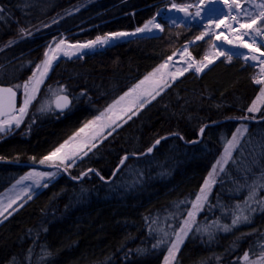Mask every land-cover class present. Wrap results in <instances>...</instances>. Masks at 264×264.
Masks as SVG:
<instances>
[{
    "label": "trees",
    "instance_id": "1",
    "mask_svg": "<svg viewBox=\"0 0 264 264\" xmlns=\"http://www.w3.org/2000/svg\"><path fill=\"white\" fill-rule=\"evenodd\" d=\"M164 1L0 0V84L25 81L46 45L60 35L84 41L134 30L153 18ZM159 22L158 34L116 40L54 63L21 125L8 137L0 134V193L28 168L8 163L10 159L38 161L185 43L193 60L207 55L211 36L196 40L204 33L198 24ZM252 73L253 67L240 59L220 58L199 76L189 71L172 82L68 173L77 177L93 167L108 178L125 153H141L168 133L192 140L204 123L222 122L207 126L196 144L177 135L162 140L151 155L131 157L128 162L135 164L123 184L115 181L125 167L108 182L93 172L75 181L61 171L0 223V264H161L169 245H153L164 233L171 241L173 224L183 215L174 218V212L195 198L241 122L248 124L241 149L227 163L198 218L211 231L190 234L173 264H251V257L264 249V211L260 203L249 209L244 201L248 184L264 183V119L232 118L250 115L247 108L260 90ZM61 85L71 99L63 113L52 104ZM45 106L49 110L42 111ZM263 115L264 105L252 118ZM236 215L248 216L249 222L233 226Z\"/></svg>",
    "mask_w": 264,
    "mask_h": 264
},
{
    "label": "snow or ice",
    "instance_id": "2",
    "mask_svg": "<svg viewBox=\"0 0 264 264\" xmlns=\"http://www.w3.org/2000/svg\"><path fill=\"white\" fill-rule=\"evenodd\" d=\"M213 2H218V0H208L209 4ZM203 4L204 0H201V5ZM224 4L228 8L225 20H230L233 23H227L224 21L217 22L215 24L216 28H220L221 24H223V27L229 31L228 35H224L223 33L216 34V39L225 40L228 44H235L239 47L250 48L253 54L245 55L244 59L246 61H258L259 78H254V83L257 85H264V59H260V57H264V51H261V49L264 48V42H260L259 47H254V45L258 42L257 36L264 35V2L257 4L255 0H252L254 10H259L258 15H256L254 11H250L248 7L242 6L241 0H224ZM172 7L178 11L185 12V14L188 15V9L192 6L173 4ZM241 13L244 17L243 20L241 19ZM195 14L197 16L200 15V6H197ZM234 24L237 25L238 28L234 27ZM152 27L160 29L159 24H154L153 20H149L144 27L137 28L135 33H109L103 37L97 36L95 40L84 44L67 45L66 47L65 41L60 40L59 43L56 44L55 48L49 46V49L44 53V59L41 63L36 65L35 70L32 72V75L27 81H25L22 85L0 87V133L10 131L13 125L15 127L20 126L29 106L37 98L40 86L44 83V80L53 67L54 62L59 59L61 53L64 56L71 57L79 53L82 49H91L96 45L108 44L110 41L117 38L151 31ZM254 33L255 35H253ZM207 35H209V33L206 31L200 36H197L196 40H201ZM246 37L251 38V43L245 39ZM213 47H216V45H213ZM257 52L260 53L259 57L255 55ZM180 54L182 57L187 54V48H185ZM217 55H224V53L220 52L217 53ZM189 58L191 62L188 63L186 68L177 69L176 72H171L166 71L169 67L168 61L172 60V56H169L167 61L160 64L152 72L146 75L144 79L140 80L133 88L129 89L118 99L113 101L112 104L108 105L103 112L100 113V115L95 117V119L88 121L83 127L78 129L73 136L69 137L68 140L60 144L59 147H57L48 156H45L42 160H40V163L44 164L45 161H58V164L54 166L64 165L66 171L76 163L77 159H82L87 156L89 152L97 148L98 143H100L103 139H107V136H111L117 128L122 127V123H127V120H131L133 116H136L140 112L141 109L151 103L152 100H155L156 97L159 96L166 88L170 87L169 78L172 81H175L178 76L184 75V73L193 68V66H195V71L200 73L204 70V68L212 64L214 59V57L209 58L208 56H205L204 60L206 63H197L192 60L191 57ZM228 59L231 60V56H229ZM21 87L24 91V99L23 103L17 108L16 89ZM64 91L65 89L63 85H61L59 93H64ZM54 103L57 109L63 111L64 109L69 108L71 101L67 95L55 94ZM261 105H264V87L260 88L258 95L255 99H253L252 103L247 108V112L256 113L261 111ZM41 110L46 111L49 109L45 106ZM239 119L246 120L249 119V117L244 116ZM204 130V127H202L200 129V133L203 134ZM247 131L248 129L246 126L238 127L232 133L231 139H227L224 144L222 156L212 165V168L209 171L207 178H205L203 185L200 187L199 192L196 193L195 198L190 201L191 208L187 212V217L182 221L179 229L174 231L173 235L175 239L169 241L166 239L168 233H164L165 238H161L156 245H153V247L156 248L160 245L170 244L167 248V255L164 257L165 264H173V262L176 261L177 253L179 252L181 245L184 243L189 233L193 230V226L196 224L197 215L203 210L204 205L208 202L212 187L217 182V168L219 167L220 171L224 170V165L232 159L234 150L239 147L241 138ZM161 139H165V137L157 139L154 145L147 149V152L151 153L153 148L161 142ZM181 139H183V137H181ZM127 159V156L121 158L120 165H123ZM120 165L117 166V169H119ZM89 171L94 170L89 169ZM53 175V173H29L28 175L21 177V179L17 181V184L21 183L23 180L32 179L33 177H51ZM81 175H86V173H82ZM97 175H99V173H97ZM113 175H115V172ZM100 178L104 179L102 176ZM262 179H264V176H262ZM34 183L39 184L40 181L36 179L34 180ZM44 186L47 187V184ZM260 186L264 187V184H261ZM256 196L257 189L255 187H251L248 196L245 198V205H247L249 201H255ZM29 199H31V197H29ZM15 202V200H12L6 207L0 209V216H4V212L7 211L8 208H11ZM185 202L187 201H182L181 203ZM260 203L261 210L264 211V200H261ZM239 207L240 206L237 205V208ZM252 211H255V209H252ZM11 214V212H8V215ZM4 218L6 219L7 217ZM241 222H249V217L246 215H236L232 220V225L236 226ZM196 230L200 231L201 229L197 228ZM224 230H229L227 225L224 226ZM248 255V253H245V261L248 260ZM251 264H264V254H262L257 261L251 262Z\"/></svg>",
    "mask_w": 264,
    "mask_h": 264
},
{
    "label": "rangeland",
    "instance_id": "3",
    "mask_svg": "<svg viewBox=\"0 0 264 264\" xmlns=\"http://www.w3.org/2000/svg\"><path fill=\"white\" fill-rule=\"evenodd\" d=\"M260 1L261 0H255V2L257 3V4H259L260 3ZM241 3H242V6H244V7H248L249 8V10L250 11H254V13L256 14V15H258V10H254V8H253V5H252V0H241ZM173 4H179V5H191L192 7H190L189 9L191 10V11H194V10H197V6H200V12H201V15H199V16H193L192 18H188V19H186V20H183L182 21V23H180V24H189V23H195V24H198L201 28H203L204 27V25L207 27V29H208V32L211 34L210 36H211V43H210V46H209V50H208V53H207V55L206 56H208L209 58H213L214 57V59H213V62L214 61H216V60H218V59H220V58H224V59H226V60H229L228 59V57L229 56H231V59L232 58H237V59H240L241 61H243V62H245V63H247V64H250V65H254V64H251V62L250 61H245V59L243 58V57H241V56H238V55H235V52L234 51H232V45H235V44H228L225 40H217L216 39V30H221V31H223V33H224V35H228L227 34V31L226 30H224L225 28L223 27V24H221V27L220 28H216L215 27V24L214 23H217V22H220V21H224V22H228V23H232V21H230V20H225V16H226V14H227V12H228V8L227 7H225V8H222V10H227L226 12H222V13H210V14H208V15H206L204 12H202L203 11V9H206L207 8V6H212L213 5V3H211V4H209L208 3V0H204V4L203 5H201V0H166V1H164V2H162L161 4H160V6H159V8L157 9V12L155 13V15L153 16V20L154 21H159V18H162V16L166 13V10L168 9V7H170V6H172ZM213 7H214V5H213ZM79 8V7H78ZM76 10V9H75ZM205 14V15H204ZM233 14H235V13H233ZM210 15V16H209ZM241 19L243 20L244 19V17H243V14L241 13ZM166 20V19H165ZM47 25H49V23H47L46 25H42V27L40 26V27H38L37 29H35V30H33V31H30V32H28V33H26L24 36H31V35H33L35 32H37L38 30H41L42 28H44V27H46ZM224 28V29H223ZM203 30V29H202ZM203 32H205L204 30H203ZM226 33V34H225ZM107 34H109V33H107ZM107 34H105V35H107ZM144 34H148V33H139V34H136V35H144ZM149 34H151V33H149ZM105 35H102L101 37H103V36H105ZM67 36V35H66ZM66 36H64V35H60L59 37H57L56 39H54V40H51L47 45H46V48H45V50H44V53H45V51L46 50H48L49 49V46H51L52 48H55V46H56V44L57 43H59V41L60 40H64L65 41V44H68V43H78V42H89V41H92V40H95V39H92V40H84V41H72L70 38H68V37H66ZM133 36V35H132ZM246 40H247V38H245ZM117 39H114V40H112V41H110L108 44H105V45H109V44H111V43H113L114 41H116ZM247 41H249V40H247ZM213 45H216V47H213ZM101 46H104V45H96L95 47H93V48H91V49H85L84 51H82V52H80L79 53V55L78 56H80V55H82L83 53H85V52H89V51H92V50H94V49H96V48H98V47H101ZM185 49V47H181V48H179L177 51H175L174 53H175V55H174V53L171 55L172 56V60L171 61H168V64H169V67H168V69H166V71H171V72H176L177 71V69H183V68H186L187 66H188V63L189 62H191L190 61V58L189 57H191V56H186V55H184L183 57L181 56V52H183V50ZM220 52H222V53H224V55H217V53H220ZM65 58H72V57H67V56H64L62 53L60 54V57H59V59H65ZM44 59V54H43V57H42V59L40 60V62L39 63H41L42 62V60ZM58 59V60H59ZM191 59L193 60V58L191 57ZM57 60V61H58ZM57 61H55V62H57ZM165 61H167V59L165 60ZM165 61H163L162 63H164ZM195 61V60H194ZM54 62V63H55ZM195 62H198V61H195ZM199 62H203V63H206V61L204 60V58L201 60V61H199ZM38 63V64H39ZM161 63V64H162ZM253 63V62H252ZM54 65V64H53ZM160 65V64H159ZM158 65V66H159ZM157 66V67H158ZM36 67V66H35ZM157 67H155V68H157ZM154 68V69H155ZM153 69V70H154ZM35 70V68L33 69V71ZM152 70V71H153ZM32 71V72H33ZM152 71H150V72H152ZM189 71H193L196 75H200L201 74V72L200 73H197L196 71H195V66H193V68H191V69H189L187 72H189ZM149 72V73H150ZM148 73V74H149ZM186 73V72H185ZM184 73V74H185ZM148 74H146V75H148ZM32 75V73L30 74V76ZM145 75V76H146ZM254 75V74H253ZM253 75H252V77H253ZM29 76V77H30ZM144 76V77H145ZM29 77L25 80V81H27L28 79H29ZM144 77L143 78H141L140 80H142V79H144ZM181 76H178L177 77V79L178 78H180ZM47 78V77H46ZM45 78V79H46ZM176 79V80H177ZM139 80V81H140ZM25 81H23L20 85H22ZM138 81V82H139ZM44 82H45V80H44ZM138 82H136L134 85H132L129 89H131V88H133ZM172 82H174V81H172L170 78H169V84H171ZM44 86V83L40 86V90H41V88ZM260 86V88L261 87H264V85H259ZM128 89V90H129ZM127 90V91H128ZM126 91V92H127ZM40 92V91H39ZM124 94V93H123ZM122 94V95H123ZM38 95H39V93H38ZM37 95V96H38ZM119 98V97H118ZM117 98V99H118ZM23 99H24V91H23V88L21 87V88H19V102H18V107L23 103ZM150 99V98H149ZM36 100V99H35ZM34 100V101H35ZM34 101L32 102V104L34 103ZM46 102H42L41 104H45ZM113 103V102H112ZM111 103V104H112ZM32 104L29 106V107H31L32 106ZM52 104L54 105V99L52 100ZM262 106V105H261ZM29 109V108H28ZM103 112V111H102ZM100 113L101 112H99V113H97L96 115H94L92 118H90L88 121H90V120H93V119H95V117H97L98 115H100ZM251 115V116H250ZM250 115H249V117H255V116H259V111L258 112H256V113H250ZM25 117V116H24ZM125 119H126V117H125ZM88 121H86L83 125H81L78 129H80L81 127H83ZM128 121V120H127ZM124 123H122V125H123ZM241 126H246L247 128H248V124L247 123H245V122H241V123H239L238 124V126L236 127V129L238 128V127H241ZM18 127H15L14 125L12 126V128H11V130L10 131H8V132H5V133H0V134H2V136H8V134L9 135H11L12 133H14V131H16V129H17ZM78 129L77 130H75L72 134H70L67 138H65L61 143H59L57 146H55L51 151H49V153L46 155V156H48L51 152H53L57 147H59V145L60 144H62V143H64V141H66V140H68L69 139V137H71V136H73V134L74 133H76L77 131H78ZM235 129V130H236ZM107 131V130H106ZM246 136V133H245V135L241 138V142L243 141V138ZM228 139H231V136L228 138ZM104 140V139H103ZM102 140V141H103ZM101 141V142H102ZM227 141V140H226ZM226 141H225V143H226ZM100 142V143H101ZM100 143H98V145L100 144ZM224 143V144H225ZM238 149H241V143H240V145H239V147L236 149V150H234V152H233V156H232V161H233V159H234V156H235V152L238 150ZM223 150H224V146H223V148H222V150H221V152H220V154L217 156V158L214 160V162L212 163V165L216 162V160L217 159H219L221 156H222V154H223ZM122 157V156H121ZM121 157H120V159H121ZM43 159V158H42ZM42 159H40V160H42ZM120 159H119V161H120ZM130 159V158H129ZM129 159L123 164V166H122V168L120 169V170H122L124 167V170H123V172H122V174H121V176L119 177V179H117L115 182L116 183H121V184H123V182H122V179H123V176H124V174H128L129 173V170L130 169H132V166H133V164H135V161H130V162H128L129 161ZM40 160H39V162H40ZM80 159H77L76 160V163L75 164H77V162L79 161ZM231 160H229L227 163H229ZM119 161H118V163H119ZM117 163V164H118ZM227 163L224 165V169L226 168V165H227ZM45 165H53V164H58V161H55V162H53V161H45V163H44ZM75 164H73L72 166H74ZM212 165L210 166V168H209V171L211 170V168H212ZM59 166H61V167H64L65 168V166L64 165H59ZM117 166V165H116ZM115 166V167H116ZM114 167V168H115ZM71 168V167H70ZM87 170V169H86ZM209 171H208V173H209ZM224 171V170H223ZM223 171H220V169H219V167L217 168V172H218V175L216 176V183H215V185L212 187V190H211V192H210V194L212 193V191H213V189H214V187L216 186V184L219 182V180H220V175H221V173L223 172ZM29 173H53L54 175L53 176H51V177H48V176H44V177H33L32 179H29V180H23V181H21V183H19V184H17V181H19L20 179H21V177H23V176H26V175H28ZM130 173H131V171H130ZM208 173H207V175H206V177L205 178H207V176H208ZM61 174V170L59 169V168H43V167H28L26 170H25V172L21 175V176H19L13 183H11L6 189H4L1 193H0V209H3L4 207H6L12 200H15L16 202L12 205V207L11 208H8L7 209V211H5L4 212V216H0V223L1 222H3L4 220H5V218L4 217H9L10 215H8V212H11V213H13V212H15L17 209H19L23 204H25L27 201H29V200H31L36 194H38L41 190H43L44 188H45V184H49L50 182H52L53 180H55L59 175ZM36 179H38L39 181H40V183L39 184H36V183H34V180H36ZM205 180V179H204ZM203 183H204V181H203ZM203 183H202V185H203ZM264 184V183H263ZM201 185V186H202ZM261 185V183L259 182H256V183H250V184H248V186L246 187L248 190H250V188L251 187H255L256 189H257V196H256V199H255V201H249V203L247 204V208H251V207H253L254 205H257V203H260V201L261 200H264V187H261L260 186ZM199 192V191H198ZM210 194H209V197H210ZM248 194H249V191H248V193H247V195H246V197L248 196ZM29 197H31V199H29ZM193 200V199H192ZM208 200H209V198H208ZM208 205V202L204 205V208H206V206ZM260 205H261V203H260ZM182 208V209H181ZM190 208H191V203L189 202V204L188 205H186L185 207H183V206H180L179 207V209H178V211H175L174 212V214H175V217L174 218H178V217H180L181 216V214H183L182 216H181V218L180 219H178L173 225L175 226V228H174V231H176V230H178L179 229V227H180V225L182 224V221L187 217V212H188V210H190ZM204 208H203V210L200 212V213H198V215H197V218H196V224L193 226V230L189 233V235L190 234H192V233H195V232H202V233H209L211 230H210V228H208V227H206V226H204L203 225V223L198 219L199 218V216L201 215V213L204 211ZM243 211V210H242ZM171 225V224H170ZM172 226V225H171ZM197 228H200L201 230L200 231H197L196 229ZM188 235V236H189ZM175 239V237H174V235L172 236V238H171V241L172 240H174ZM169 246H170V244H169ZM262 254H264V249H262L261 250V252H260V255L259 256H254V257H251V262H253V261H257L258 260V258L262 255ZM167 255V251L165 252V254H164V257ZM164 257H163V259H162V262H161V264H165V260H164ZM174 263V262H173Z\"/></svg>",
    "mask_w": 264,
    "mask_h": 264
},
{
    "label": "bare ground",
    "instance_id": "4",
    "mask_svg": "<svg viewBox=\"0 0 264 264\" xmlns=\"http://www.w3.org/2000/svg\"><path fill=\"white\" fill-rule=\"evenodd\" d=\"M214 5V7H213ZM213 5L212 6H207L206 9H203L202 12H204L206 15L210 14V13H222V12H226L227 10H222V8H225V4H224V0H218V2H213ZM196 11L197 10H194V11H191L190 9H188V15L185 14V12H182V11H178L176 10L175 8H173L172 6L168 7V9L166 10V13L162 16L164 19H166L169 23H177V24H180L182 23L183 20H186V19H190L192 18L193 16H195L196 14ZM259 11V10H258ZM204 14V15H205ZM200 15H201V12H200ZM197 16V15H196ZM210 16V15H209ZM149 20H153V18L149 19ZM147 20L145 23H143L141 26L137 27V28H142L144 27V25L149 21ZM53 21L49 22L52 23ZM153 23L154 24H159L160 25V29H157V28H154L152 27L151 31H145L143 33H151V34H158L160 31H161V28H162V25L159 21H154L153 20ZM228 23V22H227ZM233 23V22H232ZM216 24V23H214ZM151 27V26H150ZM234 27H237V25L234 24ZM135 28L134 30H130V31H120V32H126V33H135L136 29ZM205 32L207 31L208 32V29L207 27L204 25V27L202 28ZM224 29V28H223ZM227 31V34H228V29H224ZM209 33V32H208ZM216 33L217 34H221L223 33V31L221 30H216ZM139 34V33H137ZM210 34V33H209ZM224 34V33H223ZM226 34V33H225ZM145 35V34H144ZM147 35V34H146ZM255 35V33L253 34ZM132 36V35H130ZM130 36H126V37H121L119 39H123V38H127V37H130ZM247 40H249L248 42L251 43V38L249 37H246ZM84 43H87V42H78V43H68V44H65V47L67 45H75V44H84ZM183 47L187 48V54H185L186 56H191V53H190V50H189V43H185L183 45ZM254 47H256L254 45ZM85 49H82L80 52L84 51ZM232 51L235 52V55H238V56H241V57H245V55H251L253 54L252 53V50L250 48H243V47H239L237 45H232ZM79 52V53H80ZM79 53H77L76 55H73L71 57H76L79 55ZM255 55L259 56V52L255 53ZM197 63H200L199 61Z\"/></svg>",
    "mask_w": 264,
    "mask_h": 264
},
{
    "label": "water",
    "instance_id": "5",
    "mask_svg": "<svg viewBox=\"0 0 264 264\" xmlns=\"http://www.w3.org/2000/svg\"><path fill=\"white\" fill-rule=\"evenodd\" d=\"M134 36H137V35H134ZM132 37V36H131ZM127 38H129V37H127ZM123 39H125V38H123ZM0 87H10V85H4V84H0ZM61 95H66V94H61ZM68 96V95H67ZM69 97V96H68ZM70 99V98H69ZM71 101V100H70ZM71 104V103H70ZM17 105H18V93H17ZM57 109V108H56ZM68 109V108H67ZM67 109H64L63 111H61V110H59V109H57V111H59V112H64V111H66ZM240 118V117H239ZM239 118H232V120H241V121H260V120H263L264 119V116H262V117H259V118H249V119H246V120H244V119H239ZM220 122H222L221 120H219V121H210V122H206V123H204L200 128H199V130H198V132H197V138H195V139H192V140H185L184 138H183V142L184 143H186V144H196V143H198V142H200L201 141V139H202V137H203V134H201L200 133V129L202 128V127H204V129L207 127V126H211V125H214V124H217V123H220ZM177 135H179L178 133H168V134H165V135H163V136H161V137H165V139H167V138H170V137H172V136H177ZM180 136V135H179ZM161 137H159V138H157V139H160ZM180 137H182V136H180ZM156 139V140H157ZM155 140V141H156ZM162 140H164V139H161V141ZM155 141L149 146V147H152L153 145H154V143H155ZM160 144V143H159ZM158 144V145H159ZM158 145H156L155 147H157ZM148 147V148H149ZM154 147V148H155ZM147 148V149H148ZM154 148H153V150H154ZM147 149H145L143 152H141V153H125V154H123L122 155V157L121 158H123L124 156H127L128 157V159L129 158H131V157H141V156H144V155H151L152 153H153V151L151 152V153H148L147 152ZM121 160V159H120ZM127 160H125V162H126ZM118 165H120V161H119V163L117 164V166ZM54 165H44V167L45 168H51V167H53ZM117 166L113 169V171H112V173H111V176L110 177H108V178H106V177H104L103 175H101L99 172H98V170L97 169H95V168H88L87 170H85V171H83L82 173H88V172H93V173H95L96 175H97V173H99V175H98V177L100 178L101 176L102 177H104V179H101L102 181H106V182H108V181H110L112 178H113V173L115 172V174L121 169V167L123 166V165H120V167H119V169H117ZM62 169V171L66 174V175H68L71 179H73V180H75V181H78V180H80L83 176L80 174L78 177H73V176H71V175H69L68 174V172H67V170L65 171V169L64 168H61ZM89 169H92V170H94V171H89Z\"/></svg>",
    "mask_w": 264,
    "mask_h": 264
},
{
    "label": "built area",
    "instance_id": "6",
    "mask_svg": "<svg viewBox=\"0 0 264 264\" xmlns=\"http://www.w3.org/2000/svg\"><path fill=\"white\" fill-rule=\"evenodd\" d=\"M264 2V0L260 1V3ZM257 43L255 44L256 47L260 46V42H264V35L257 36ZM261 51H264V48L261 49ZM260 56V53H259ZM258 56V57H259ZM260 59H264V57H260ZM254 67H255V72H254V78H259V66H258V61H253ZM254 80V79H253Z\"/></svg>",
    "mask_w": 264,
    "mask_h": 264
},
{
    "label": "flooded vegetation",
    "instance_id": "7",
    "mask_svg": "<svg viewBox=\"0 0 264 264\" xmlns=\"http://www.w3.org/2000/svg\"><path fill=\"white\" fill-rule=\"evenodd\" d=\"M8 136H10V135L8 134ZM8 136L6 135V137H8ZM47 154H45L43 157L39 158V160L42 159V158H44ZM39 160L38 161H14V160H11L10 159L7 162L8 163L18 164V165H26L27 164L26 166L31 165L32 167H41V166L45 165V164H41L39 162ZM53 165H57V164H53Z\"/></svg>",
    "mask_w": 264,
    "mask_h": 264
}]
</instances>
